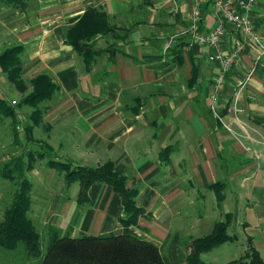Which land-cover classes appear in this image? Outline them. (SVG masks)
Returning a JSON list of instances; mask_svg holds the SVG:
<instances>
[{"label": "crops", "instance_id": "obj_1", "mask_svg": "<svg viewBox=\"0 0 264 264\" xmlns=\"http://www.w3.org/2000/svg\"><path fill=\"white\" fill-rule=\"evenodd\" d=\"M215 1L200 0L203 31L217 22ZM194 6L193 0H0V55L20 46L22 62V85L0 65V139L6 147L26 140L37 151L27 169L40 182L34 189L28 177L29 212L72 236L123 232V198L112 185L95 181L81 202L80 180L69 183L65 171L49 164L111 161L144 210L132 228L170 264H189L185 239L211 233L218 221L233 236L218 246L245 242L244 254L251 248L264 259L263 49L252 44L218 89L220 67L208 60L214 50L195 42L189 29ZM252 18L264 39V0L254 4ZM94 21L111 30L90 39L97 55L88 63L71 38L83 37ZM239 37L229 26L222 45L228 50ZM42 75L55 91L39 104L24 102Z\"/></svg>", "mask_w": 264, "mask_h": 264}, {"label": "trees", "instance_id": "obj_2", "mask_svg": "<svg viewBox=\"0 0 264 264\" xmlns=\"http://www.w3.org/2000/svg\"><path fill=\"white\" fill-rule=\"evenodd\" d=\"M20 2L22 0H9ZM111 30L106 22L94 21L83 37H72L71 42L80 51L84 60L91 63L97 52L92 51L93 42L90 40L96 33ZM20 46L5 49L0 55V65L8 70L19 85L21 84L22 62L19 56ZM33 91L24 102L39 104L50 97L56 89V84L48 75H42L31 81ZM35 119H37L35 117ZM15 131L17 128L14 125ZM28 135V128L23 129ZM21 132V131H20ZM37 151L27 153L28 162L19 156L0 172L4 178L14 183L13 198L5 210L4 219L0 221V264H170L168 257L159 246L144 239L132 228L136 225L143 208L137 205L136 190L128 188L126 178L118 172L111 161L100 166H73L71 162L51 159L49 164L60 171H65L69 183L80 180V200L84 201L87 190L95 181H103L114 187L122 196L125 207L124 230L121 233L101 235L72 236L52 224H45V230H40L29 216L31 207V182L23 177V170L32 167V158ZM16 163L19 181L12 172H6L11 164ZM233 238L228 233V223L218 221L211 233L192 238V249L188 256L189 264H207L201 254L211 251L221 243ZM249 252V251H248ZM246 252L245 256H248ZM254 252V253H253ZM246 264H264V259L256 250ZM245 256H243L245 258ZM235 259L226 264H241V259Z\"/></svg>", "mask_w": 264, "mask_h": 264}, {"label": "built area", "instance_id": "obj_3", "mask_svg": "<svg viewBox=\"0 0 264 264\" xmlns=\"http://www.w3.org/2000/svg\"><path fill=\"white\" fill-rule=\"evenodd\" d=\"M193 1L195 2V6L191 14V25L189 29L195 42L214 50L208 54V60L220 67V71L216 77V84L219 89L225 83L228 73L238 58L252 44H258L263 49L261 56L264 54V39L260 37L255 29L252 18V9L257 0H216L217 22L208 31L202 30L200 0ZM229 26L239 31L240 37L227 50L222 45V40ZM211 100L215 105L219 102L218 92L211 95ZM17 128L19 129V126Z\"/></svg>", "mask_w": 264, "mask_h": 264}, {"label": "rangeland", "instance_id": "obj_4", "mask_svg": "<svg viewBox=\"0 0 264 264\" xmlns=\"http://www.w3.org/2000/svg\"><path fill=\"white\" fill-rule=\"evenodd\" d=\"M14 97H19V95H14ZM18 99V98H16ZM17 126H19V129L17 128ZM7 127V125H3V128ZM15 127L18 130H23L22 125H18L15 124ZM14 128V125H13ZM3 130L1 129L0 126V133ZM4 134V133H3ZM4 135H12V129L10 127H7V131L6 134ZM2 139H0V172L2 170H4V168H6V166L8 164H10V162H12L14 159H17L19 156H22L23 158H27V152L28 150L30 151V147H29V142L27 143V141H20L19 144L16 143H12V145H10V147H6V145H4L1 142ZM7 161V162H5ZM16 163L15 164H11V166L9 167V169L6 172H12V174H14L17 177V180L19 181V176H18V172H16ZM41 172H44L45 167H39ZM5 171V170H4ZM33 172V170H31ZM29 172L28 177L31 178L32 182H33V187L34 189L36 187L40 186V182L37 181V179H34V175L32 174V172ZM27 170L24 169L23 170V177L27 176ZM13 193H14V185L12 183V180L8 179V178H4L1 174H0V221H2L4 219V213L5 210L9 207V204L13 198ZM32 197L34 198V194L32 195ZM29 216L34 220L35 224L38 226V228L40 230H45L44 225L47 223L45 222L44 218H41V216H37L35 215L33 212H29ZM185 242H190L189 243V248L190 251L192 249V240H187V238L185 239ZM246 243L241 242V241H237V242H233V243H225L221 246H218L216 248H214L212 251L201 255V258L207 263V264H223L226 262L231 261L232 259H240L243 256H245L244 252L246 249ZM249 251V252H248ZM253 250H251V248L247 249L246 252H248V256H245V258L243 257V259H241L240 263L241 264H246V261L248 262L250 260V256H252ZM244 254V255H243ZM243 255V256H242ZM240 257V258H239Z\"/></svg>", "mask_w": 264, "mask_h": 264}]
</instances>
